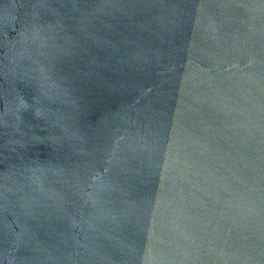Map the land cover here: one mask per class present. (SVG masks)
Instances as JSON below:
<instances>
[{"label":"water","instance_id":"1","mask_svg":"<svg viewBox=\"0 0 264 264\" xmlns=\"http://www.w3.org/2000/svg\"><path fill=\"white\" fill-rule=\"evenodd\" d=\"M0 264H264V0H0Z\"/></svg>","mask_w":264,"mask_h":264}]
</instances>
